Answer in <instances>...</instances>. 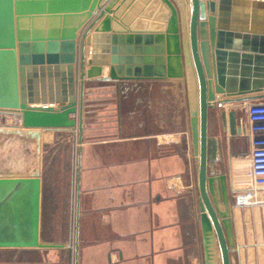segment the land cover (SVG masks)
Masks as SVG:
<instances>
[{
  "label": "water",
  "instance_id": "1",
  "mask_svg": "<svg viewBox=\"0 0 264 264\" xmlns=\"http://www.w3.org/2000/svg\"><path fill=\"white\" fill-rule=\"evenodd\" d=\"M189 7L187 23L185 0H0V114L19 116L22 129L38 142L41 130H73L81 145L87 80L185 77L199 163L204 261L230 264L234 241L225 176L209 175V111L216 104L262 97L264 0H189ZM148 20L162 24L148 30ZM98 23L94 40L112 45L102 52L94 46L86 70L85 40ZM102 65L111 66L107 77L100 76ZM53 71L60 76L58 90L38 89L39 75L44 82L45 73L50 77ZM230 123L234 133V119ZM76 171L74 264L79 259L81 148ZM36 177L0 181L7 229L0 246L63 247L40 243L39 173Z\"/></svg>",
  "mask_w": 264,
  "mask_h": 264
},
{
  "label": "crops",
  "instance_id": "2",
  "mask_svg": "<svg viewBox=\"0 0 264 264\" xmlns=\"http://www.w3.org/2000/svg\"><path fill=\"white\" fill-rule=\"evenodd\" d=\"M161 6L162 3L158 8ZM185 6L188 23L189 0H185ZM143 8L146 10L148 5ZM138 19L136 16L134 22ZM148 22V30L162 24ZM98 25L85 40L86 70L90 68L88 61L94 56V46L98 45L102 52L112 45L103 39L94 40ZM110 67L100 66V76L107 77ZM40 78L38 89L43 85L47 92L58 90L57 72L53 71L50 77L45 73L44 82ZM258 94L262 97L252 101H264V91ZM172 99L180 101L175 113ZM249 102L216 104L209 111V169L225 147L231 158L246 153L237 150V137L244 136L250 147L246 109ZM83 123L81 145L73 130H41L44 142L52 134L57 141L65 134L69 136L71 167L65 193L61 192L58 199L65 198L74 212L76 157L81 148L78 264H205L199 163L191 140L185 77L87 80ZM248 207L256 214L260 210L264 213L263 204ZM241 222H232L234 248L230 251V264H264V218L260 220L261 234L255 233L253 221L247 219L248 229L243 234ZM73 231L74 217L69 223L67 245L52 252L6 248L4 262L1 259L0 264H74Z\"/></svg>",
  "mask_w": 264,
  "mask_h": 264
},
{
  "label": "rangeland",
  "instance_id": "3",
  "mask_svg": "<svg viewBox=\"0 0 264 264\" xmlns=\"http://www.w3.org/2000/svg\"><path fill=\"white\" fill-rule=\"evenodd\" d=\"M172 102L175 113L179 108L180 101L172 99ZM62 137L57 141L55 135L52 134L50 139L47 137V141L44 142L40 139L38 142L37 136L29 135L22 129V126L16 123L13 115L0 114V181L4 183L6 179L11 177L26 180L36 179V174L39 173L38 178L42 193L40 194V202L43 204L41 205L42 209L38 212V236L40 243L45 245H67L69 223L71 218L75 216V212L71 211L68 201L65 198H63L64 201L58 199L61 192L65 193L68 172L71 167V144L69 143L71 141H69L67 134ZM234 143L239 153L242 151L246 153L231 158L228 149L225 147L221 157L216 162L211 163L209 175L225 176L231 221L242 220L240 229L245 234L248 229L245 226L246 219L251 220L255 233L261 234L260 220L264 218V213L260 210L256 214L252 208L249 209L248 206L237 204L238 197L245 194L249 188V180L246 175H248L250 147H248L249 144L244 136L237 137ZM242 167L244 169L242 175L247 173L244 174L245 178L243 176L238 178L240 171L237 169ZM1 189L4 192V186ZM41 198H43L42 201ZM5 218V210H0L1 237L5 236L7 230ZM6 248L0 246V260L2 259V262L5 259ZM29 249H46V252H52L54 248L30 247Z\"/></svg>",
  "mask_w": 264,
  "mask_h": 264
},
{
  "label": "built area",
  "instance_id": "4",
  "mask_svg": "<svg viewBox=\"0 0 264 264\" xmlns=\"http://www.w3.org/2000/svg\"><path fill=\"white\" fill-rule=\"evenodd\" d=\"M249 124V188L237 199L239 206L264 204V101H251L247 104ZM21 125V118L13 116Z\"/></svg>",
  "mask_w": 264,
  "mask_h": 264
},
{
  "label": "bare ground",
  "instance_id": "5",
  "mask_svg": "<svg viewBox=\"0 0 264 264\" xmlns=\"http://www.w3.org/2000/svg\"><path fill=\"white\" fill-rule=\"evenodd\" d=\"M246 169H247V168H246ZM237 170L240 171V172H238V173H239V177H238V178H241L242 176H243V178H245V177H244V174H246L247 172L245 171L246 173H244V174L242 175V170H244L243 167H242V168H238ZM247 171H248V170H247ZM236 176H237V175H236ZM240 176H241V177H240ZM246 176H247V178H248V175H246ZM248 180H249V178H248ZM239 181H240V179L238 180V182H239ZM241 182H242V181H241ZM245 182H246V181H245Z\"/></svg>",
  "mask_w": 264,
  "mask_h": 264
}]
</instances>
